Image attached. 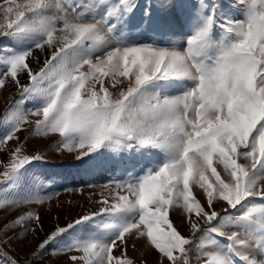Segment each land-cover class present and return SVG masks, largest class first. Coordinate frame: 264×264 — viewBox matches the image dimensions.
<instances>
[{"label": "snow or ice", "instance_id": "6c2138e0", "mask_svg": "<svg viewBox=\"0 0 264 264\" xmlns=\"http://www.w3.org/2000/svg\"><path fill=\"white\" fill-rule=\"evenodd\" d=\"M9 81L0 211L17 215L0 225V264H21L11 239L42 229L22 209L51 199L37 167L48 161L19 140L29 125L112 175L98 210L55 227L25 264L73 250L72 264H137L130 239L159 264H193V252L264 264V0H0V88Z\"/></svg>", "mask_w": 264, "mask_h": 264}, {"label": "rangeland", "instance_id": "374dc122", "mask_svg": "<svg viewBox=\"0 0 264 264\" xmlns=\"http://www.w3.org/2000/svg\"><path fill=\"white\" fill-rule=\"evenodd\" d=\"M233 15H237L236 10H231ZM176 39L180 40L185 38L186 30L180 27L175 28ZM48 54L47 49L45 52H37L40 62L42 63L45 56ZM31 67L36 70L38 64L35 59L30 61ZM21 84H26L28 78L26 74L20 75ZM18 89L14 82H7L5 87L0 88V114L3 113L4 107L7 102L16 97ZM175 94V93H173ZM31 104H26L25 108H30ZM31 126H26L24 130L19 133V140L25 142V151L29 154L39 153L44 156L48 163L37 165L42 173H44L43 182L47 185L44 189V194H51V199L46 200L42 204H31L26 206L22 211L32 210L39 216V223L42 225L36 227L34 224L27 225L28 227H35L34 232H29L26 237L20 239H11L10 245L6 251L10 255L16 257L21 264H25L28 259L29 253L57 226H65L68 223L78 219L80 216L98 210L100 206L97 201L100 200L101 188L100 185L104 184L112 173L108 170L106 164H99L95 168L85 170L74 158V154L58 153L54 149V144L58 138L55 135L48 137H37L30 135ZM16 141L9 142L8 148L15 147ZM7 159V151L0 152V160ZM99 171L103 177L82 184H73L70 181L60 182L62 178L61 173L79 172L84 174L89 171ZM39 179V177H38ZM199 195V193H197ZM17 215L16 211H0V225L11 220ZM171 219L175 226L185 235L188 234L187 227L183 222L180 212H172ZM18 231V230H17ZM9 237H13V232L9 231ZM2 238V237H0ZM134 245V246H133ZM119 254V250H115ZM80 255L79 252L73 250L71 252L63 253L57 256L44 255L43 257L31 261V264H72L70 256ZM127 255L134 258L137 264L144 261V264H159V256L154 251L144 246V241L140 239H130L127 247ZM193 264H197L196 253L191 254Z\"/></svg>", "mask_w": 264, "mask_h": 264}, {"label": "trees", "instance_id": "16d2710c", "mask_svg": "<svg viewBox=\"0 0 264 264\" xmlns=\"http://www.w3.org/2000/svg\"><path fill=\"white\" fill-rule=\"evenodd\" d=\"M61 179L59 180L60 182H68L70 181L73 184H82V183H88L91 181H95L96 179L102 178L103 176L99 174V171L96 172L95 170L86 172L84 174H81L79 172H71V173H61Z\"/></svg>", "mask_w": 264, "mask_h": 264}]
</instances>
